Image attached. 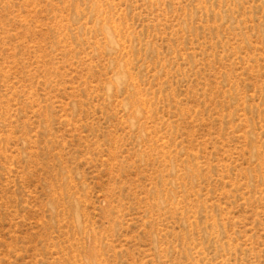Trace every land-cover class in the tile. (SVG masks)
Segmentation results:
<instances>
[{"label":"rangeland","instance_id":"374dc122","mask_svg":"<svg viewBox=\"0 0 264 264\" xmlns=\"http://www.w3.org/2000/svg\"><path fill=\"white\" fill-rule=\"evenodd\" d=\"M0 264H264V0H0Z\"/></svg>","mask_w":264,"mask_h":264}]
</instances>
